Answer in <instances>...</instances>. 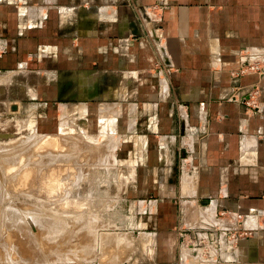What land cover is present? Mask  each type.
I'll return each mask as SVG.
<instances>
[{
	"label": "crops",
	"instance_id": "1",
	"mask_svg": "<svg viewBox=\"0 0 264 264\" xmlns=\"http://www.w3.org/2000/svg\"><path fill=\"white\" fill-rule=\"evenodd\" d=\"M35 54L54 76L43 102L68 99L71 127L79 109L87 138L118 140L119 184L140 183L118 197L154 187L145 264H264V0H0V72ZM176 223L193 240L178 245ZM237 227L252 233L232 244Z\"/></svg>",
	"mask_w": 264,
	"mask_h": 264
},
{
	"label": "rangeland",
	"instance_id": "2",
	"mask_svg": "<svg viewBox=\"0 0 264 264\" xmlns=\"http://www.w3.org/2000/svg\"><path fill=\"white\" fill-rule=\"evenodd\" d=\"M25 59L23 68L0 72V264H136L138 257L145 264L140 239L149 238L143 233L152 230L150 225L136 227L150 221V208L141 207L140 201L149 205L154 187H147L148 196L142 200L118 197L126 187L117 179L118 169L124 168L120 164L124 151H115L118 140L108 138L104 144L87 138L81 133L79 109L71 127L68 110L63 111V105L71 101L59 96L56 101L43 102L37 95L38 79L48 82L53 72L45 62L36 69V54ZM255 71L264 75V70ZM57 82L64 83L63 77ZM242 105L256 110L252 103ZM115 121L112 115L101 116L102 137ZM86 127L84 122L82 128ZM38 140L45 143L41 148ZM7 154L13 160H7ZM182 172L176 165L174 175L181 179ZM139 187L140 183L128 189ZM11 210L18 216L12 212L10 216ZM217 216L239 221L220 212ZM179 225L172 229L181 246L193 240L192 231L198 230L180 229ZM241 229L231 232L232 244L252 233Z\"/></svg>",
	"mask_w": 264,
	"mask_h": 264
},
{
	"label": "built area",
	"instance_id": "3",
	"mask_svg": "<svg viewBox=\"0 0 264 264\" xmlns=\"http://www.w3.org/2000/svg\"><path fill=\"white\" fill-rule=\"evenodd\" d=\"M254 68H252V70H253ZM245 69H241L240 71H243V72H245L244 71ZM255 70H258L257 68L255 69ZM258 74H262V72L260 73V72H258ZM256 97V96H258V92H256V91H254L253 93H252V99L254 100L255 98L254 97ZM244 103H246L248 106H250V103H252V104H254V102H244ZM255 105V104H254ZM222 215H225V213L224 212H222L221 213ZM239 217H241V216H237V217H235V218H233L234 220L235 219H238ZM242 230V229H241ZM244 231V230H243ZM230 236H232V235H229V237H228V239L232 242V237H230Z\"/></svg>",
	"mask_w": 264,
	"mask_h": 264
},
{
	"label": "bare ground",
	"instance_id": "4",
	"mask_svg": "<svg viewBox=\"0 0 264 264\" xmlns=\"http://www.w3.org/2000/svg\"><path fill=\"white\" fill-rule=\"evenodd\" d=\"M65 112H66V111H65ZM66 114H67V113H66ZM66 114H65V116H66ZM105 124H106V123H105ZM41 139H42V138H41ZM39 141H40V140H38L37 142H39ZM41 141H43V140H41ZM38 144H41V143L39 142ZM43 144H45V143H43ZM43 144H41L39 147L41 148L42 146H44ZM33 145H34V144H33ZM36 146H37V145H36ZM74 147H75V146H74ZM77 147H78V146H77ZM3 148H4V147H3ZM3 148H2V149H3ZM35 148H36V147H35ZM40 148H39V149H40ZM6 149H7V148H6ZM42 149H43V148H42ZM71 149H72V148H71ZM52 154H53V153H52ZM54 154H55V153H54ZM7 155H8V154H7ZM48 155H49V154H48ZM8 156H9V155H8ZM51 156H52V155H51ZM6 157H7V156H6ZM49 157H50V156H49ZM55 157H56V156H55ZM50 158H51V157H50ZM53 158H54V157H53ZM11 159H12V158H10V156L7 158V160H11ZM0 160H1V158H0ZM7 160H6V161H7ZM12 160H13V159H12ZM4 162H5V160H4ZM7 162H8V161H7ZM7 162H6V164H7ZM10 162H11V161H10ZM1 164H2V162H1ZM7 165H8V164H7ZM46 190H47V189H46ZM49 190L51 191V189H49ZM11 212H12L13 216H18V214H16V213L14 214V212H15L14 210H13V211L11 210V211L9 212V215H10ZM10 216H11V215H10ZM12 218H13V217H12ZM20 218H21V217H20ZM35 219H36V218H35ZM20 220H21V219H20ZM37 220H38V219H37ZM39 221H41V220H39ZM37 224H38V223H37Z\"/></svg>",
	"mask_w": 264,
	"mask_h": 264
},
{
	"label": "water",
	"instance_id": "5",
	"mask_svg": "<svg viewBox=\"0 0 264 264\" xmlns=\"http://www.w3.org/2000/svg\"><path fill=\"white\" fill-rule=\"evenodd\" d=\"M12 108L15 109V106H13Z\"/></svg>",
	"mask_w": 264,
	"mask_h": 264
}]
</instances>
